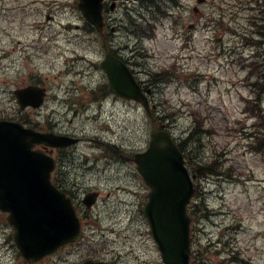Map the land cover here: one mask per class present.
<instances>
[{"label": "rangeland", "instance_id": "1", "mask_svg": "<svg viewBox=\"0 0 264 264\" xmlns=\"http://www.w3.org/2000/svg\"><path fill=\"white\" fill-rule=\"evenodd\" d=\"M250 1L207 0L196 13V0H162L171 14L158 17L140 0H127L113 14L117 31L110 43L141 80L149 79L147 72L166 80L150 96L156 113L176 112L170 129L178 141L190 136L197 121L205 132L193 136L189 142H196L185 152L194 148L190 154L198 160L217 154L225 171L196 181L193 264H264V151L258 142L250 145L255 119L246 102L254 97L251 83L260 70L264 73V44L250 47L243 36L253 39L251 18L264 26V2ZM78 2L0 0V118L48 128L50 120L54 130L81 136L63 169L78 182L81 197L93 188L102 191L86 218V233L92 225L101 226L93 234L103 243L97 246L111 248V254L121 250V264H162L142 211L149 191L144 179L124 157H110L112 163L95 160L102 153L92 141L120 143L126 154L141 151L149 144L152 122L137 102L113 94L101 105L93 102L91 88L104 93L101 85L107 84L100 66L105 50L101 33L89 26ZM254 59L263 64L252 70L248 64ZM173 65L178 71L171 70ZM30 81L49 89L44 115L20 109L14 90ZM5 221L0 211V244L7 238L4 231L10 232ZM4 252L0 248V264Z\"/></svg>", "mask_w": 264, "mask_h": 264}, {"label": "water", "instance_id": "2", "mask_svg": "<svg viewBox=\"0 0 264 264\" xmlns=\"http://www.w3.org/2000/svg\"><path fill=\"white\" fill-rule=\"evenodd\" d=\"M103 0H81L85 17L99 30L103 27ZM110 87L116 94L141 102L149 111V100L130 68L110 52L102 63ZM33 88L18 91L22 107L39 106ZM150 92V90H148ZM41 95V94H40ZM75 140L45 134L13 121H0V208L10 212L15 240L24 255L38 259L81 233V222L71 198L51 182L52 157L34 149L38 143L63 146ZM135 161L151 187L144 212L167 264H190V223L187 205L194 184L183 153L171 135L157 127L149 148ZM97 193H89L90 207Z\"/></svg>", "mask_w": 264, "mask_h": 264}, {"label": "flooded vegetation", "instance_id": "3", "mask_svg": "<svg viewBox=\"0 0 264 264\" xmlns=\"http://www.w3.org/2000/svg\"><path fill=\"white\" fill-rule=\"evenodd\" d=\"M112 0H106L105 2V15L109 11V3ZM108 19V17H107ZM111 17H109V21ZM107 43V35L105 36V44ZM62 181L69 183L70 180L63 178ZM97 244H103L101 242H88L87 247H74L68 251V257H60V253L55 252V254L46 256L40 261L30 262L19 253L13 252V254L9 255V262H6V259H3L2 264H85L87 260L91 259L94 262H102V264H121L122 262V251L119 253L111 254V248L108 247H98ZM81 257L79 254L82 253ZM130 261H128L129 263ZM133 264V263H131Z\"/></svg>", "mask_w": 264, "mask_h": 264}, {"label": "trees", "instance_id": "4", "mask_svg": "<svg viewBox=\"0 0 264 264\" xmlns=\"http://www.w3.org/2000/svg\"><path fill=\"white\" fill-rule=\"evenodd\" d=\"M152 1L154 2V0H149V2H152ZM91 28H93V27H91ZM156 77L157 76H155V78ZM261 142L263 144V141H261ZM179 146H180L181 149L183 148L182 143H180ZM187 160L189 162V165H191V167L193 168V171L195 173H197L198 176H205V175L210 174V173L211 174H213V173L217 174L218 172H222V167L218 163L217 159H213L212 162H208V161H205V160L202 161V159H200V160L193 159L192 156H190V158L187 159Z\"/></svg>", "mask_w": 264, "mask_h": 264}]
</instances>
